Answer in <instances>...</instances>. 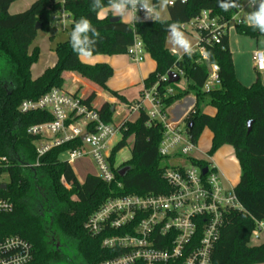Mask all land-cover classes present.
Instances as JSON below:
<instances>
[{
	"label": "trees",
	"instance_id": "16d2710c",
	"mask_svg": "<svg viewBox=\"0 0 264 264\" xmlns=\"http://www.w3.org/2000/svg\"><path fill=\"white\" fill-rule=\"evenodd\" d=\"M16 1L0 0V55L11 68L9 79L0 78V177L7 175L9 178L8 183H0L7 185L6 190L0 189V199H9L15 206L12 213L0 214V241L11 236L27 240L33 246L35 264H96L114 259L120 253L103 248L102 243L107 236L120 232L94 237L86 230L89 219L113 197L170 192L164 179L170 159L162 158L159 153L165 130L160 123H150L145 109L141 110L137 120L124 124L122 138L112 149L110 163L116 184L109 185L94 175H88L83 183L78 180L72 165L63 157L81 147V139L53 148L38 158L40 138L29 135L28 128L50 122L52 117L47 112L24 114L20 106L25 100H38L53 88H65L66 73H76L112 97L126 102L123 96L107 87L114 75L113 68L108 64L83 63L72 50L70 34L69 40L55 49L56 64L38 79L32 78V67L40 56L39 48L30 51L38 36L36 27L39 25L41 30H48L52 17L65 11L72 18L70 33L81 17L90 19L100 32L101 38L92 57L127 55L138 37L145 52L157 64L155 72L144 81V87L157 88L164 108H171L191 92L195 94L196 114L188 119L193 123L189 130L192 140L198 144L203 131L209 129L212 134L209 156L230 146L241 168L235 193L243 210L226 215L213 250L212 264H264V241L252 245L254 231L264 223V84L259 76L251 86L239 81L229 35L223 38L221 46L206 45L208 61L202 60L198 53L178 57L167 48L170 24L181 26L203 11H209L221 22L230 21L237 14V7L224 11L218 0H187L186 3L178 0L168 7L167 20L127 24L111 22V12L100 19V13L90 10L93 0H63L62 3L37 0L27 11L11 15L10 7ZM242 1L236 0L238 5ZM102 3L107 6L109 0H102ZM152 4L158 9L160 0H153ZM236 32L256 40L264 36L245 23L238 25ZM203 36L207 37V34ZM212 64L219 67L220 85L205 91ZM169 71L182 72L180 82L185 80L187 89L163 81ZM168 88L174 89L175 94H168ZM205 97L215 110L214 115L200 110L199 101ZM86 98L93 106L97 93L92 92ZM99 113L104 123L113 124L112 104L104 103ZM129 140H133L131 158L118 166V154L128 146ZM29 165L36 166L30 168ZM196 165L208 163L201 161ZM124 168L130 170L121 177L120 171ZM62 178L71 184L70 189L61 183Z\"/></svg>",
	"mask_w": 264,
	"mask_h": 264
},
{
	"label": "built area",
	"instance_id": "2783aa9c",
	"mask_svg": "<svg viewBox=\"0 0 264 264\" xmlns=\"http://www.w3.org/2000/svg\"><path fill=\"white\" fill-rule=\"evenodd\" d=\"M177 1L170 0L167 7L174 6ZM155 10L158 12V9ZM245 10H253L249 8L248 0L238 5L237 14L230 21L221 22L209 11H203L196 18L183 23L180 29L199 35V42L190 55L198 53L202 60L208 61L206 45L221 46L231 28L236 29L244 24L239 16ZM137 16L138 21L155 22L145 19L142 9L138 10ZM69 18L65 11L52 17L54 21H60L64 29ZM203 34H207V37ZM144 52L142 41L136 37L127 55L135 63H140L144 60ZM254 62L256 68L264 72V51L254 54ZM171 72L175 71H169L163 81L169 82ZM178 75L181 78L183 73ZM219 85V67L212 64L205 90L210 91ZM168 94H175V90L168 88ZM147 104L149 109H146ZM120 107L124 114L129 113L130 116L140 114L145 109L150 123L163 125L165 131L160 156L170 161L181 160L182 163L168 165L164 172V179L170 187L168 194L116 196L89 219L86 230L94 237L120 232L107 236L102 243L103 248L117 251L119 256L96 264H212L213 250L226 215L243 208L235 188L225 186L217 167L209 162L206 166L196 165L203 160L191 155L198 144L189 135L188 119L196 114V107L193 106L182 121L174 122L170 108H164L158 98L156 87L144 89L137 103L126 106L120 103ZM20 111L24 114L47 112L52 117L50 122L28 128L29 135L40 138L38 158L53 148L81 139L82 146L67 152L65 161L71 165L77 160L90 158L97 165V176L109 185L116 184L110 163L112 142L121 135L125 123H104L94 104H88L84 95L67 88H53L38 100H25ZM183 123L185 128L182 127ZM204 169H207L206 174H203ZM61 183L67 189L71 188L65 178L61 179ZM117 185L122 188L121 184ZM14 208L9 199H0V214L12 213ZM263 228L264 223H260L253 233V239H259ZM0 264H35L32 244L19 236L1 240Z\"/></svg>",
	"mask_w": 264,
	"mask_h": 264
},
{
	"label": "rangeland",
	"instance_id": "374dc122",
	"mask_svg": "<svg viewBox=\"0 0 264 264\" xmlns=\"http://www.w3.org/2000/svg\"><path fill=\"white\" fill-rule=\"evenodd\" d=\"M36 1L37 0H18L16 3H14L11 6L9 13L11 15L21 14L27 11ZM56 2L62 3L63 0H56ZM152 2L153 0H151V3ZM250 11L251 10H247L246 15H248ZM110 12L113 15L112 11L108 10L104 13H100L99 18L100 19L106 18ZM158 12L160 14V20H167L169 18L168 7H161L159 5ZM122 21L127 24L131 23V22H126L123 19ZM71 23H72V18L70 16L66 24V29H64L60 25V21L57 22L51 19L49 23V29L40 30L38 32L37 39L34 42V46L31 49V51L35 47L40 49L39 59L32 67L33 77L38 76L39 74H41L43 70L51 67L54 63H56L57 55L55 49L58 44L67 42L69 40ZM248 24L249 23L247 22V25ZM180 30L191 41L192 50H193L199 42V35L190 34L188 32L183 31L182 29ZM228 35H229L230 47L233 53L235 71L237 72L236 75L238 76L239 80L243 83V85L251 86L253 83L256 82L259 76L264 84V72H260L256 68L254 62V54L257 51H264V36H261L258 40L252 39L246 36L239 35L236 32L235 28H231ZM143 57L146 58L147 60L151 59L153 61L151 56H149V54H147L146 52H144ZM10 75H11L10 65L8 64L7 60L0 55V78L9 79ZM176 85H178L180 89H187V82L183 79L181 80V82L176 83ZM192 95L195 96L193 92H191L188 96H192ZM207 100L208 97H205L204 99L200 100L199 108L203 113L213 115L215 111L212 107L208 105ZM184 101L185 99H182L181 101H179V103L178 102L177 103L178 105H181L184 103ZM196 102H197V98H196ZM146 109H149V107L147 106ZM138 117H139V113H135L131 120L135 121L138 119ZM115 120L116 122L117 120L119 122V119H117L116 117ZM182 127L185 128V123L182 124ZM211 137L212 136L210 130L206 128L203 131L201 138L198 142L197 150L193 151L191 155L197 159L216 164L215 166L217 167L219 173L221 174L225 186L227 188H232L233 186L236 187L237 180L239 178V173L241 172L238 160L234 159L231 161L228 159L229 158L228 151L231 150L230 146H224L220 148L213 156H209L208 152L211 148ZM120 140H121V135H119L117 139H115L116 142L114 141V144L115 143L117 144ZM132 144H133V140H129L128 146L125 149H123L120 154H118L117 157L118 166H123L130 160ZM211 158H213L214 162L211 160ZM63 159L65 160L66 158L63 157ZM181 163L182 161L178 160V161H169L167 164L179 165ZM71 165L78 180L81 183L84 182L85 178L88 175L97 176L99 172L97 165L90 158L77 160L75 163ZM225 177L229 180V182L233 186L225 182ZM8 181L9 178L7 175H3L2 177H0V183H8ZM70 255H72V253Z\"/></svg>",
	"mask_w": 264,
	"mask_h": 264
},
{
	"label": "crops",
	"instance_id": "0c3cea01",
	"mask_svg": "<svg viewBox=\"0 0 264 264\" xmlns=\"http://www.w3.org/2000/svg\"><path fill=\"white\" fill-rule=\"evenodd\" d=\"M246 14H247V10L243 11V13H241L239 16V19H242L245 24H247V21H246L247 15ZM131 23H129V24H131ZM33 46H34V44H33ZM167 48L170 51H172L175 55L182 56L185 54V53H183L182 50H173L174 46L169 42V34H168V38H167ZM31 49H30V51H31ZM230 49H231V47H230ZM231 52H232V50H231ZM232 55H233V53H232ZM81 61L85 64H90V65L101 64V63L110 65L114 70V75L108 81L107 87L109 90H111L113 92H117L118 94L123 96L126 99V102H122V101L112 97L109 93L104 92L98 86H96L95 84L91 83L90 81L82 78L81 76H79L76 73H66L64 75V77L66 79L65 88L69 89L72 92L80 93V94L84 95L85 97L89 96L92 92H96L97 93V99L94 103L95 106L99 109L106 102L112 104V111L115 113L114 117H113V123H115V124L121 125V124L126 123L128 121H132L131 119L133 118L134 115L130 116L129 113L124 114V111L120 109L121 108L120 103H122L125 106L126 105H132V104L137 103L141 99L142 92L145 89L144 81L149 77L150 74L155 72V70L157 68L156 62L154 60L152 61L151 59L147 60L146 58H144V60L142 62L135 63L134 61H132L130 59V57L128 55H119V56L99 55V56H94L91 58L81 57ZM55 64L56 63H54L49 68H52ZM47 69L43 70L41 72V74H39L36 77H33V75H32V78L34 80L38 79L40 76L43 75V73ZM237 78H238V76H237ZM184 99H185V101L183 104L178 105V103H179L178 102V103L174 104L169 110L171 119L174 122L182 121L184 119V117L187 115V113L190 111V109L193 106H196L197 102H196V98L194 95L188 96ZM145 106L149 107V104H147ZM115 117L117 119H119V122H118V120L116 122ZM211 136H212V134H211ZM121 138H122V135H121ZM211 140H212V137H211ZM114 141L115 140H113V142H112L113 147L116 145V143L114 144ZM228 154H229V158H228L229 160H231V161L234 159L236 160L235 152H234V149L232 147H231V150L228 151ZM211 160L213 161V158H211ZM214 165H216V164H214ZM239 167H240V165H239ZM240 171H241V168H240ZM240 179H241V172L239 173V178L237 180V186L240 182ZM225 182L232 185L226 177H225ZM236 187L233 186L232 188H236ZM253 240H252V242H255V241L256 242L252 243V245H259L262 241H264V228L260 232L259 239L258 240L253 239Z\"/></svg>",
	"mask_w": 264,
	"mask_h": 264
},
{
	"label": "clouds",
	"instance_id": "9594fccd",
	"mask_svg": "<svg viewBox=\"0 0 264 264\" xmlns=\"http://www.w3.org/2000/svg\"><path fill=\"white\" fill-rule=\"evenodd\" d=\"M169 3L170 0H160L161 7H167ZM218 5L224 11L238 7L236 0H218ZM248 6L253 9L246 18L249 26L264 34V0H248ZM141 9L145 11V19L160 20V14L155 10L156 6L151 3V0H118V2L109 0L107 6L102 3V0H93L90 5V10L93 12L99 14L110 10L114 16H118L126 22H137L139 19L137 12ZM168 32L169 42L174 46L173 50H182L183 53L190 55L191 41L180 30V26L177 23L170 24ZM100 38V32L93 26L91 20L81 17L75 22L70 33V44L78 57L91 58Z\"/></svg>",
	"mask_w": 264,
	"mask_h": 264
},
{
	"label": "water",
	"instance_id": "95a60500",
	"mask_svg": "<svg viewBox=\"0 0 264 264\" xmlns=\"http://www.w3.org/2000/svg\"><path fill=\"white\" fill-rule=\"evenodd\" d=\"M111 22H120L122 21V19L120 17H115L113 16L111 19H110ZM41 30V27L39 25H37L36 27V31H40ZM168 79H169V84H176L178 82H180V76L175 73V72H171L169 75H168ZM193 127V123H189L188 125V128L189 130ZM252 130V123L249 124V132H251ZM85 138V137H84ZM83 138V140H84ZM130 169L129 168H124L120 171V175L121 177H124L125 174L129 171ZM207 173V169H204L203 170V174H206ZM0 189L2 190H6L7 189V185L6 184H1L0 185Z\"/></svg>",
	"mask_w": 264,
	"mask_h": 264
}]
</instances>
